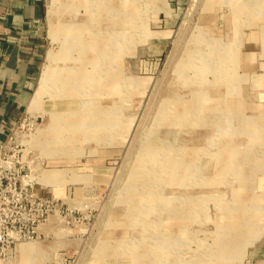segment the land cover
<instances>
[{
	"label": "rangeland",
	"instance_id": "obj_1",
	"mask_svg": "<svg viewBox=\"0 0 264 264\" xmlns=\"http://www.w3.org/2000/svg\"><path fill=\"white\" fill-rule=\"evenodd\" d=\"M201 7L46 0L0 264H264V87Z\"/></svg>",
	"mask_w": 264,
	"mask_h": 264
},
{
	"label": "crops",
	"instance_id": "obj_2",
	"mask_svg": "<svg viewBox=\"0 0 264 264\" xmlns=\"http://www.w3.org/2000/svg\"><path fill=\"white\" fill-rule=\"evenodd\" d=\"M199 2L207 20L222 15L238 35L239 68L264 87V0ZM46 15V0H0V147L36 91L46 49Z\"/></svg>",
	"mask_w": 264,
	"mask_h": 264
},
{
	"label": "built area",
	"instance_id": "obj_3",
	"mask_svg": "<svg viewBox=\"0 0 264 264\" xmlns=\"http://www.w3.org/2000/svg\"><path fill=\"white\" fill-rule=\"evenodd\" d=\"M9 141L10 139H8L7 142L0 147V198L3 200H6L8 195H17L22 194L23 192L26 193L27 187L31 188V186L24 185L25 177L21 176L20 172L18 173L15 169H11V165L8 164V162H1L2 152L5 150L6 144H8ZM15 175L17 176L15 177ZM0 227H3V224L0 223ZM2 240L3 239L0 236L1 244L3 242Z\"/></svg>",
	"mask_w": 264,
	"mask_h": 264
},
{
	"label": "bare ground",
	"instance_id": "obj_4",
	"mask_svg": "<svg viewBox=\"0 0 264 264\" xmlns=\"http://www.w3.org/2000/svg\"><path fill=\"white\" fill-rule=\"evenodd\" d=\"M48 80H49V74L47 72H45L42 76V79H41V84H43L44 86H46L48 84ZM48 88L47 87L45 90L48 91ZM43 93L41 92V89L39 88L38 89V92L36 93V96L34 98V105H36L37 103H39V100L41 99Z\"/></svg>",
	"mask_w": 264,
	"mask_h": 264
}]
</instances>
